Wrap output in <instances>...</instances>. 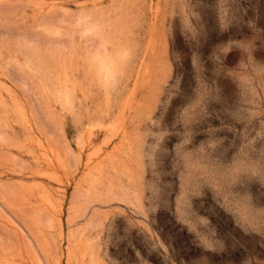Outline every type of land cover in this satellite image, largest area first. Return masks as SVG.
<instances>
[{
	"label": "rangeland",
	"instance_id": "374dc122",
	"mask_svg": "<svg viewBox=\"0 0 264 264\" xmlns=\"http://www.w3.org/2000/svg\"><path fill=\"white\" fill-rule=\"evenodd\" d=\"M0 264H264V0H0Z\"/></svg>",
	"mask_w": 264,
	"mask_h": 264
}]
</instances>
